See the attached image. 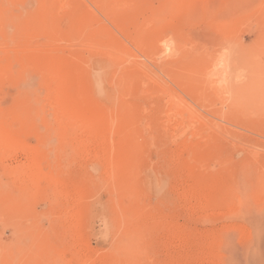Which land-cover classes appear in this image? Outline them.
<instances>
[{"label":"rangeland","instance_id":"1","mask_svg":"<svg viewBox=\"0 0 264 264\" xmlns=\"http://www.w3.org/2000/svg\"><path fill=\"white\" fill-rule=\"evenodd\" d=\"M47 1L0 0V264H264V0ZM40 52L104 155L60 140Z\"/></svg>","mask_w":264,"mask_h":264},{"label":"bare ground","instance_id":"2","mask_svg":"<svg viewBox=\"0 0 264 264\" xmlns=\"http://www.w3.org/2000/svg\"><path fill=\"white\" fill-rule=\"evenodd\" d=\"M49 1H47V4ZM105 1H108V0H105ZM116 1L117 0H115L114 3ZM179 2L180 1H178V3ZM23 3H24V5H27L26 1H24ZM110 3L112 4L113 2H110ZM114 3L112 4V6L114 5ZM111 4H110V6H111ZM176 4H177V2H176ZM54 5H56V4H54ZM179 5L181 6L179 8L182 9L183 6L181 4H179ZM37 6H38V4H37ZM37 6H36V9H37ZM49 6H50V4H49ZM58 6H59V4H58ZM187 6H186V8H187ZM51 7L47 9V7L45 5L40 6V11L43 12V16L41 18L46 19L49 16V14H51V11H50L52 9ZM82 18H80L81 24L77 25V28L78 27L82 28L81 26H83L84 27L83 29H88V32L85 35L86 41L92 42V41L96 40L99 37V35L102 33V31L100 32L99 29L95 28V24H94L93 20L90 21V19H86V17H84L85 20H84V18L83 19ZM78 22H79V20L76 23H78ZM165 41H162L160 43V48H158V49H161L160 51L165 52L168 49L167 48V42H165ZM106 47L107 48L112 47L113 49H115L114 54H116V53L121 54L122 53L121 50L119 48H117L115 45L111 44V46L107 45ZM48 55H45L41 52L33 55L31 57V64H33L34 68L38 69L40 71V73L42 72L44 78L46 79L45 82H43V88L45 90V93L44 92L43 93L45 95L43 96V98L41 97V99L45 101L44 105L46 106L45 107L46 109L45 108H43V109L46 111L49 110L48 112H50V111L52 112V114H53L52 116L54 118V123H56L55 130L58 131V133H59L58 136H61L60 140L63 141L64 139H68L69 141H72L73 143H75V141L78 140V137L80 135H85L83 137H86L88 144L94 143L95 145L98 146V149L95 153L96 154L95 156L104 155L105 152H103V151L101 152V150H102L101 146L104 144V142L106 140L105 134L102 132H99V133L92 132V126L90 125L91 122H90L89 115L86 113V109H84L83 104H81L82 102L80 100V96H81L80 93L77 94L76 97H73L71 99H67L65 97L66 95H64L62 93V91H61V86H63V85H61L62 78H60L57 75V73H58L57 67L60 66V60L58 58H55L54 56H51L53 54H51L49 56ZM13 64H14L13 60L12 59L10 60L9 58H7L6 55L3 58L0 57V76H2L4 74H11L12 70H13ZM56 69H57V71H56ZM41 91L42 90H40V92ZM35 93H37V91ZM35 95H36L35 97H37V96H41L42 94L41 95L35 94ZM33 99H34V103L36 104V102H37V105H38L39 101H35L36 98H34V97H33ZM37 99H38V97H37ZM34 103L32 102V107H33V110L36 111ZM37 105H36V107L38 110V108H40L39 107L40 103L38 106ZM42 115H44V114H42ZM46 118H48V117H46ZM50 124H46V126L51 127ZM14 141L15 140L13 139V134L8 130V128L6 126L0 125V144H6V146L7 145L10 146V145L14 144ZM23 151H26V150H23ZM108 169L110 170V171L107 170L110 172L109 173L110 175L111 174L115 175L114 172L117 169L116 166H114L113 164L111 166L109 165ZM115 178H116L117 182L120 180V177L118 178L117 176H115Z\"/></svg>","mask_w":264,"mask_h":264}]
</instances>
